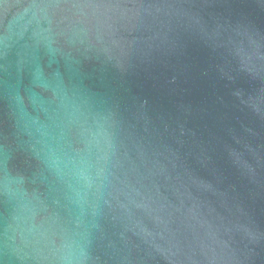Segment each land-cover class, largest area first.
<instances>
[{
	"label": "water",
	"instance_id": "95a60500",
	"mask_svg": "<svg viewBox=\"0 0 264 264\" xmlns=\"http://www.w3.org/2000/svg\"><path fill=\"white\" fill-rule=\"evenodd\" d=\"M0 264H264V0H0Z\"/></svg>",
	"mask_w": 264,
	"mask_h": 264
}]
</instances>
